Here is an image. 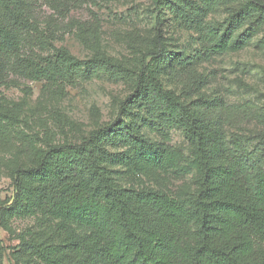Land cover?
Instances as JSON below:
<instances>
[{"label":"trees","instance_id":"trees-1","mask_svg":"<svg viewBox=\"0 0 264 264\" xmlns=\"http://www.w3.org/2000/svg\"><path fill=\"white\" fill-rule=\"evenodd\" d=\"M38 1L0 0V86L10 75L43 81L45 87L77 75L124 77L101 51L94 23L84 28L88 59L65 49L44 55L52 43L35 12ZM42 1L64 9L75 0ZM222 5L227 18L219 34L204 18ZM163 6L191 28L206 27L219 51L243 47L247 36L233 33L244 24L264 25V0H163ZM148 56L149 61L141 59L118 120L78 143L36 149L29 165L14 169L5 214L38 212L84 230L25 241L19 253L33 257L34 264H264V131L259 145L248 149V136L227 133V127L250 118L247 107L214 98L184 101L166 88L160 76L180 73L186 78L182 92L190 98L203 80L189 68L191 57L172 52L159 33L148 42ZM19 114L20 106L0 94V140ZM256 121L264 127V110ZM154 127L180 130L189 155L151 141L143 129ZM180 162L195 172L196 184L182 197L115 179L120 168L155 173L178 169Z\"/></svg>","mask_w":264,"mask_h":264},{"label":"rangeland","instance_id":"rangeland-1","mask_svg":"<svg viewBox=\"0 0 264 264\" xmlns=\"http://www.w3.org/2000/svg\"><path fill=\"white\" fill-rule=\"evenodd\" d=\"M163 0H75L66 8H54L53 2L38 1L36 13L44 31L50 36L52 48L46 54L65 49L79 60L91 57L84 43V28L89 23L98 25L99 46L124 74L112 78L105 72L90 78L79 75L56 86H44L43 81L10 75L0 86V94L9 104H18L20 114L9 124V135L0 140V264H34L33 257L21 256V244L47 235L54 237L83 232L76 225L45 217L41 213L7 215L14 191L13 171L31 163L32 153L49 145L78 143L97 128L119 119L120 108L133 90L135 73L141 59L147 57L148 42L156 33L169 49L191 58L189 68L202 80L187 98L183 92L186 78L178 74H163V85L182 95L184 101L196 97L214 98L229 106L243 105L250 118L239 126L227 127L228 135L238 133L250 138L248 149L259 145L264 127L256 116L264 110V25L250 28L244 24L233 33H242L247 42L237 50L219 51L208 37L207 28L220 34L226 23V6L209 12L204 28H191L179 16L164 6ZM189 2L195 0H187ZM162 10L164 14H162ZM159 18V23L157 24ZM153 142L169 145L189 155L191 146L182 132L174 127L144 128ZM122 148L119 147V150ZM165 169L144 173L131 168H120L115 179L122 186L162 189L182 197L196 189L195 172Z\"/></svg>","mask_w":264,"mask_h":264}]
</instances>
